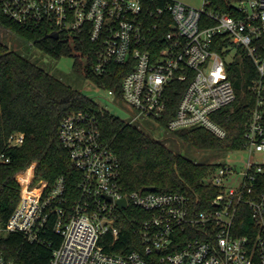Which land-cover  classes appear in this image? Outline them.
I'll return each instance as SVG.
<instances>
[{
  "label": "built area",
  "instance_id": "obj_1",
  "mask_svg": "<svg viewBox=\"0 0 264 264\" xmlns=\"http://www.w3.org/2000/svg\"><path fill=\"white\" fill-rule=\"evenodd\" d=\"M208 4L209 0L200 7L183 0H0V13L59 36L86 34L97 47L93 68L98 74L109 72L114 63L128 68L121 88L134 110L129 121L145 116L160 124L168 110L169 89L176 87L173 82H186L165 126H204L225 136L226 129L212 114L236 99L227 63L239 54L238 46L258 68L252 88L264 89V0H235L230 12ZM163 25L170 28L160 36L156 31ZM218 34L229 38L223 51L213 47ZM261 103L252 110L243 147L231 150L246 151L249 158L241 164L221 162L207 175L206 182L219 189L207 208H198L182 192L125 190L119 158L95 116L83 110L69 113L60 122L59 134L82 172L80 196L68 203L64 176L50 188L47 180L33 184V176L25 185L20 181V201L7 222L0 223V233L20 231L31 242L45 243L47 224L55 214L52 228L62 239L57 245L50 240L49 264H264V161L251 158L264 151ZM24 137V132H14L9 143L21 144ZM122 197L126 205L120 207ZM129 205L148 213L139 219L142 248L107 251L100 239L107 232L118 238V220ZM241 212L249 216L245 232H239ZM181 233L189 235L177 246L184 239ZM0 264H17L1 246Z\"/></svg>",
  "mask_w": 264,
  "mask_h": 264
},
{
  "label": "trees",
  "instance_id": "obj_2",
  "mask_svg": "<svg viewBox=\"0 0 264 264\" xmlns=\"http://www.w3.org/2000/svg\"><path fill=\"white\" fill-rule=\"evenodd\" d=\"M235 0H209L208 7L220 11H232ZM0 21L10 30L30 40L44 52L56 57L74 55V64L83 68L87 78L103 89H113L117 101L123 98L121 83L128 68L112 64L109 72L98 74L93 66L97 47L86 34L50 36V30L30 27L13 21L0 13ZM170 26H161L156 31L163 35ZM229 43L225 34L216 35L213 47L223 51ZM152 52L154 47L146 46ZM239 54L228 61V73L236 89V99L215 111L213 118L226 129L220 136L204 126L183 127L170 130L165 125L175 113L186 82L174 81L169 89L170 100L165 116L160 119L164 127L185 143L214 151H231L243 147L245 132L252 118V110L259 104L264 113V89L257 92L252 88L259 76L254 60L244 47L238 46ZM83 110L95 116L103 138L116 152L120 161V182L127 191L146 190L153 186L159 192H182L191 197L198 208H207L218 193L217 186L206 182L211 170L221 161H198L190 158L172 145L145 130L137 122L124 119L102 107L92 96L67 83L42 65L12 49L0 39V223H5L21 198V183L25 170L35 162L36 183L41 179L53 186L59 176L66 182L65 194L72 202L80 196L78 188L81 170L72 161L60 134L61 120L69 113ZM24 132L21 144L11 145L10 135ZM3 154V157H2ZM9 160L6 161L5 158ZM30 168V167H29ZM28 168V169H29ZM27 169V170H28ZM66 203V205L68 204ZM147 211L129 205L121 211L118 225L120 233L114 239L111 232L105 233L100 242L110 252L130 251L142 248L143 239L139 231V219ZM56 215L47 224V241L31 242L20 231L0 233V246L17 264H49L52 246L62 236L53 231ZM249 216L238 215L239 232H245ZM183 240L189 235L181 233ZM205 237L204 235H201ZM176 246V247H177Z\"/></svg>",
  "mask_w": 264,
  "mask_h": 264
},
{
  "label": "rangeland",
  "instance_id": "obj_3",
  "mask_svg": "<svg viewBox=\"0 0 264 264\" xmlns=\"http://www.w3.org/2000/svg\"><path fill=\"white\" fill-rule=\"evenodd\" d=\"M195 6H202L204 0H183ZM0 39L8 44L12 49L24 54L32 61L39 63L48 71L54 73L67 83L84 91L92 96L100 105L114 114L129 119L133 108L125 101H117L106 89L95 85L89 78L86 77L83 68L74 64V55H62L60 57L53 56L44 52L42 49L33 44L30 40L20 36L14 31L8 29L0 21ZM136 122L145 130L154 134V136L163 139L168 144L180 150L185 155L198 161H221V162H236L242 163L243 159H248L250 154L243 150L235 151H214L210 149L200 148L194 145L185 143L181 139L175 137L170 131L160 126L154 119L141 116ZM254 160L264 161V151H256L251 156ZM30 167V168H29ZM25 170L17 174L24 173L22 183L25 185L27 181L35 176V162ZM29 168V169H28ZM28 169V170H27ZM32 172V173H31ZM19 180V178H18ZM45 180V179H41ZM39 180V181H41ZM21 181V180H19ZM38 182V181H37ZM36 182V183H37ZM21 183V182H20ZM35 184V182H34Z\"/></svg>",
  "mask_w": 264,
  "mask_h": 264
},
{
  "label": "water",
  "instance_id": "obj_4",
  "mask_svg": "<svg viewBox=\"0 0 264 264\" xmlns=\"http://www.w3.org/2000/svg\"><path fill=\"white\" fill-rule=\"evenodd\" d=\"M49 35L53 36V37H59V33L57 31H53ZM148 188L152 189L153 186H149ZM109 198H111V197L109 196ZM118 203H119L120 207L125 206L126 205V198L122 197V198L118 199Z\"/></svg>",
  "mask_w": 264,
  "mask_h": 264
},
{
  "label": "bare ground",
  "instance_id": "obj_5",
  "mask_svg": "<svg viewBox=\"0 0 264 264\" xmlns=\"http://www.w3.org/2000/svg\"><path fill=\"white\" fill-rule=\"evenodd\" d=\"M32 173V172H31Z\"/></svg>",
  "mask_w": 264,
  "mask_h": 264
}]
</instances>
